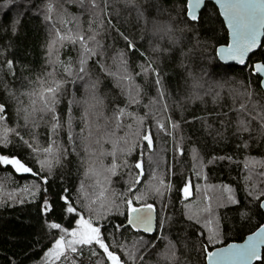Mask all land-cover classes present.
Returning <instances> with one entry per match:
<instances>
[{
    "label": "snow or ice",
    "instance_id": "1",
    "mask_svg": "<svg viewBox=\"0 0 264 264\" xmlns=\"http://www.w3.org/2000/svg\"><path fill=\"white\" fill-rule=\"evenodd\" d=\"M209 2L212 16L227 26L226 43L212 48L214 62L208 60L202 39L208 30L201 28L198 14L205 0H41L34 14L48 29L35 79L31 65L15 54L23 13L17 11L3 26L0 38H8L0 42V72L16 79L19 65L29 75L19 78L18 89L4 83L0 95V168L11 169L8 180L26 177L13 189L22 195L10 192L8 199L35 201L40 218L39 239L9 264H196L193 253L200 264H264V223L257 221L239 242H225V231H231L227 220L248 222L264 212V150L259 157L251 154L254 145L260 150L264 144V0ZM14 3L4 0L5 14ZM117 4L128 12L126 19L134 14L139 41L121 30ZM229 62L247 64V75L229 74ZM168 65L178 77L175 98L162 72ZM194 101L204 104V115L187 112L185 104ZM161 133L170 138L173 161L187 150L198 180L205 167L198 142L235 141L243 162V200L225 183L205 182L201 189L181 178L177 188L174 165L159 172L162 157L155 141ZM145 156L148 181L142 179ZM73 157L80 175L92 180V192L82 179L74 199L63 186L62 171L65 163H76ZM206 159L214 164L232 162L233 156ZM116 176L122 189L113 187ZM174 190L181 211L175 210ZM44 241L50 246H41Z\"/></svg>",
    "mask_w": 264,
    "mask_h": 264
},
{
    "label": "trees",
    "instance_id": "2",
    "mask_svg": "<svg viewBox=\"0 0 264 264\" xmlns=\"http://www.w3.org/2000/svg\"><path fill=\"white\" fill-rule=\"evenodd\" d=\"M166 2L171 4L173 0H166ZM180 2L181 0H176L177 4ZM40 3L41 0H15L14 6L5 14L3 10L4 0H0V30H2L3 26L9 22L10 18L15 16L17 11L23 13L19 34L14 39V43L16 45L15 54L21 62L31 65L32 79H35V75L41 70V66L43 65L44 50L41 45L45 40L48 29V26L43 23L42 17L34 14L35 8L38 7ZM116 6L121 8L119 16L121 30L125 31L130 38L139 41L141 33L134 14L130 19H126L129 15L128 12L123 9L122 5L117 4ZM69 11L75 12L76 9L73 6H70ZM213 12L214 6L208 1L199 13L202 21L201 28H206L208 30L206 35L202 34V39L206 40L208 44L209 62H214L212 53L213 46L216 45L217 42L226 43L227 40V30L225 25L222 23L221 17L212 16ZM9 35H11V33H9ZM7 38L8 37L0 38V42L6 40ZM262 40H264V37ZM119 46L123 48V43ZM147 47L148 38H145L144 48L146 49ZM66 55L67 53H65V56ZM249 63H252V61L249 60ZM170 69L171 65H168L162 69V72L168 74L167 81L171 85L170 90L175 98L177 93L178 77L174 76ZM227 71L229 74L243 72L247 75L248 65L239 66L235 64H228ZM28 75L29 73L23 71L19 65L16 68V79H13L11 76H5L3 72H0V81H3V83H0V95H3L4 83H7L9 87L18 89L21 86L19 78L21 76ZM253 79H255V77H253ZM24 87H28L26 82L24 83ZM71 87L72 86L69 85L68 95H65L63 99V104L65 105L67 104L68 96L71 94ZM77 95H79V93H77ZM206 99L208 101L207 110L211 111L212 104L210 98ZM144 103H147V98H145ZM185 108L190 115L202 116L205 114V106L200 101H194L191 105L185 104ZM61 111H63V109H61ZM73 114L78 117L80 115L79 109H77ZM140 114H143L142 110ZM185 118L187 119V116ZM209 123H213V121L210 120ZM195 126L199 125H194V127ZM44 131L45 128L41 127L40 132L44 133ZM153 134L156 135L155 128H153ZM41 142L44 146H46L43 137ZM198 143H200L202 155L205 157V167L201 171V175L203 177L202 179L198 180L196 175L191 171L192 160L190 159L187 150L182 157L173 161L170 138L165 137L162 133L156 137L155 141V150L159 151L162 157L159 172H165L166 165H174L173 170L176 173V179L173 183L176 184L177 188L179 187V180L181 178H190L192 184L196 185L199 183L201 189L204 188L205 182L209 185L225 183L233 186V188L238 191L239 198L243 200V192L239 191V189L242 188V185L239 183V177L240 169L243 167V162L240 155L235 151V141H219L214 144L212 138L207 137ZM261 150H264V144L260 146V150H257L254 145L251 154L259 157L261 155ZM144 151H148L146 147ZM213 154L217 156L232 155L233 161L229 162L228 160H223L217 161L214 164L207 163L206 157ZM137 155L138 153H133V157ZM133 157H129L130 162H133ZM143 159L146 175L142 179L144 181H148L150 173H148L147 156ZM73 160L76 161V163H65L62 171L64 172L63 186L70 189L68 195L74 199L75 193L82 179L86 190L92 192V189L88 187V185H91L92 180L90 178H83L80 175V172H78V158L73 157ZM238 160L240 163H237ZM80 171H82V169H80ZM10 172V168H0V184L3 185V190L0 191V264H9V262L19 256L21 252L28 251L33 241L39 239L38 232L40 229V218L36 202L29 198H25V202L23 203L13 202L8 199V193L10 192L14 196L22 195L19 192H13V189L22 185L26 177L15 176L12 180H8L5 178V174ZM27 178L30 179V177ZM204 178H206V180ZM113 180V187L122 189L123 185L121 177H113ZM16 181H18V183ZM59 181L60 177L58 176L57 183H59ZM140 187L143 188L145 185L141 184ZM171 195L175 210L181 211L182 208L179 202L178 191L174 190ZM149 202L152 201L149 200ZM192 202L194 203V201ZM156 208L159 209V204H156ZM234 210L235 209L229 208L228 212L231 213ZM262 217H264L263 212H256L248 222L241 221L239 217H236L234 220H227L226 223L228 227L231 228V231H225V242H228L229 238L239 241L242 236L248 234L249 229L254 230L258 227L257 221H259V223L264 222V218ZM102 223H106V221H102ZM66 226L70 227L72 225L69 224ZM56 234L58 235L59 233ZM48 239L50 240L51 237ZM131 240L132 236L129 235L128 241L131 242ZM41 246L47 247L50 245L47 241H44ZM150 259L152 258L145 257L146 261ZM192 259L196 262V264H200V258L195 253H193Z\"/></svg>",
    "mask_w": 264,
    "mask_h": 264
},
{
    "label": "water",
    "instance_id": "3",
    "mask_svg": "<svg viewBox=\"0 0 264 264\" xmlns=\"http://www.w3.org/2000/svg\"><path fill=\"white\" fill-rule=\"evenodd\" d=\"M209 0H205V3L206 2H208ZM205 3H204V5H205ZM204 5L202 6V8L204 7ZM200 13V11L198 12V14ZM221 19L223 20V18L221 17ZM225 25V28H226V30H227V26H226V24H224ZM263 37H264V30H262V34H261V38L263 39ZM228 64H235L234 62H229ZM235 65H237V64H235ZM264 213V212H263ZM264 223V222H263ZM255 230V229H254ZM253 230V231H254ZM247 235V234H246ZM237 242H239V241H237Z\"/></svg>",
    "mask_w": 264,
    "mask_h": 264
},
{
    "label": "rangeland",
    "instance_id": "4",
    "mask_svg": "<svg viewBox=\"0 0 264 264\" xmlns=\"http://www.w3.org/2000/svg\"><path fill=\"white\" fill-rule=\"evenodd\" d=\"M88 187H89V185H88Z\"/></svg>",
    "mask_w": 264,
    "mask_h": 264
}]
</instances>
